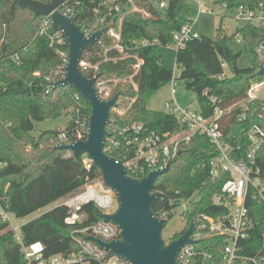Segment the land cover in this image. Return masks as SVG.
<instances>
[{
	"label": "trees",
	"instance_id": "1",
	"mask_svg": "<svg viewBox=\"0 0 264 264\" xmlns=\"http://www.w3.org/2000/svg\"><path fill=\"white\" fill-rule=\"evenodd\" d=\"M124 1V6L113 18L117 26L119 19L125 16L120 41L124 53L115 48L116 41L107 35L86 51L91 63L99 64L96 75L104 79L126 80L133 73L135 58L144 61L134 77L137 89L125 81L114 90V96L119 95V107H128L129 100L135 101L123 116L112 111L111 122L122 126L137 122L161 135L177 134L181 128L173 114L152 111L148 107L152 95L171 83L174 75L173 69L165 65L156 50L173 44L174 34L195 18L196 11L186 0H168L165 9L155 7L150 0H131L150 13L147 18L131 12L132 4ZM222 2H227L231 9L240 6L257 9L260 4L264 5V0ZM63 4L61 10L66 8V4L73 10V21L85 26L93 22V8L98 0H63ZM44 20L45 17H35L28 8H21L18 0H0V198L5 211L17 218L29 216L78 191L87 182L102 178L96 166L87 169L82 160L77 161L73 155L66 157L68 151L53 152L62 129L45 131L38 137L32 135L35 122L58 119L76 107L72 88L61 87L47 92L45 77L59 67L62 60L51 46L49 37L40 35ZM235 37L244 43V50L251 60L249 68H238L242 52L235 53L230 48L232 38L221 30L215 38L200 35L176 53L180 79L188 91L197 95L199 108L206 116L215 106L211 105L212 98L218 100L220 107L231 108L248 97L253 84L264 79V75L252 77L260 68L257 49L264 42V30L246 25L238 29ZM123 57L126 58L120 59ZM116 58L119 60L113 62L112 59ZM223 64L232 75L220 79L225 73ZM37 73L40 75L36 76ZM85 111L91 113L89 105ZM236 113L232 110L230 115ZM70 114L71 120L65 129L73 125V113ZM228 131L226 128V133ZM28 147L32 150L27 151ZM180 151L183 154L155 184L154 190L161 193L155 212L159 209L169 211L170 220L175 216L171 211L176 202L190 199L197 193L200 199L192 204V215L216 213L214 198L221 192L225 180L213 182L210 179V141L206 137L195 136L183 144ZM250 209L254 228L247 241L250 243L245 251L248 255L261 248L264 234L262 207L253 203ZM83 214L85 219L81 224L70 226L66 224L67 208L57 206L21 227L23 245L41 242L45 247V260L55 255L69 257L77 254L80 246L73 239V231L101 220L100 210L92 203L83 207ZM181 235L177 234L171 240ZM23 245L10 224L0 218V264H27ZM205 249L217 254V250ZM88 264L101 263L88 260Z\"/></svg>",
	"mask_w": 264,
	"mask_h": 264
},
{
	"label": "built area",
	"instance_id": "2",
	"mask_svg": "<svg viewBox=\"0 0 264 264\" xmlns=\"http://www.w3.org/2000/svg\"><path fill=\"white\" fill-rule=\"evenodd\" d=\"M128 2L132 4L131 12L150 17L147 10L139 8L131 0ZM124 3V0H98V4L93 8V22L80 26L85 36L89 37L97 31L111 26L104 36L113 38L116 41L115 48L123 54L124 49L120 45V41L122 21L125 16L119 19L117 26L113 18L114 14L124 6ZM63 5L60 6L59 11L73 19V10L65 4L66 8L62 11ZM167 6L168 1L161 0L159 7L165 9ZM222 7L231 9L227 2H222ZM233 9L236 10V20L245 21L247 25L264 30L263 4H260L257 9H249L245 6ZM209 13L216 14L213 9ZM190 21L174 34L173 44L177 51L185 48L190 41L200 37L195 28L196 19L192 18ZM40 35L49 37L51 46L55 48L62 60L61 65L45 77L47 92H49L51 89L53 90L54 83L66 78L69 47L62 32L51 24L50 17H45ZM257 53L259 66H264V42L258 47ZM107 60L108 58H106ZM118 60L119 58L112 59L113 62ZM135 60L136 62L132 66L133 73L126 80L104 79L98 76L96 88L103 100L112 99L114 90L124 81H130L137 89L134 77L144 65V61L138 58ZM222 66L226 70V65ZM80 68L88 77H97L99 64H92L85 51L80 61ZM90 73L93 75L89 76ZM226 76L224 73L220 79ZM174 80L173 75L172 85ZM263 87L264 79L252 85L248 97L244 101L228 109L217 105L218 100L212 98L211 105L215 106L208 116L204 115L200 108L198 110L183 109L178 106L175 100L168 102L166 104L167 112L176 117L181 128L177 134L161 135L137 122L125 126L111 122L107 127L105 152L111 157H113L112 154L116 155L114 158L123 163L128 175L133 178H142L153 171L164 169L177 158L180 147L189 143L195 136L206 137L210 141L212 146V151L209 154L210 179L213 182L225 180L221 192L214 198L217 212L214 214L200 212L192 215V204L197 203L200 199L197 193L190 199L176 202V206L171 211L172 214L176 215L177 210L182 209L187 217V224L182 234L187 231L192 222L195 224V229L191 234L193 242L181 248L177 258L178 264H264V234L262 235L261 248L252 255L245 253L250 246L247 241L254 228L251 204L254 203L262 207L264 218V91H261ZM72 89V98L76 105L70 110L73 113V125L70 129H62L55 141L57 145L86 140L89 135L90 114L85 111L86 105L89 104L77 90ZM255 92H259V94ZM175 93L176 91L172 87V94L175 95ZM207 94L208 92H205V95ZM134 101V99L129 100L128 107L121 108L118 100V107L113 108L112 111L123 116ZM232 110L237 111L234 116L230 115ZM233 118L234 120H232ZM226 128H229L227 133ZM72 155V152L68 151L66 157ZM82 162L87 169L94 165L87 155L82 156ZM1 166L2 164H0ZM196 197H198L197 200ZM89 203L94 204L103 214H112L118 206L115 192L105 186L102 178L89 181L84 187L64 198L63 206L68 210L66 224L70 226L81 224L85 219L83 207ZM155 213L167 224L169 211L159 209ZM0 218L4 222H8L11 227L8 213L2 207L1 198ZM11 229L19 243L23 245L21 232L19 233L18 228L11 227ZM119 234L117 226L101 219L92 226L73 231V239L79 244L80 251L72 256L55 255L45 260V247L41 242H34L28 246L23 245L22 250L27 264H88V260H95L101 264H131L125 259L112 256L105 249L99 248L95 243L86 239L87 236L92 235L110 242L119 239ZM205 247L217 250V254L207 251Z\"/></svg>",
	"mask_w": 264,
	"mask_h": 264
},
{
	"label": "water",
	"instance_id": "3",
	"mask_svg": "<svg viewBox=\"0 0 264 264\" xmlns=\"http://www.w3.org/2000/svg\"><path fill=\"white\" fill-rule=\"evenodd\" d=\"M21 8H28L35 17H50L53 27L59 29L68 42L69 63L66 78L53 84V90L61 87H72L77 90L91 108L89 135L86 140L71 144H60L53 148L56 151H71L77 161L87 155L102 174L106 187L111 188L117 197L118 206L112 214L100 213V218L118 227L119 239L106 242L99 237L89 235L92 241L112 256L127 260L131 264H178V254L183 246L192 243L191 234L195 229L192 222L187 231L178 239L167 242L163 231L166 221L156 216L155 206L161 193L154 190L158 178L167 174L172 164L156 170L142 178L128 175L121 161L105 152L107 127L111 123L112 109L118 107L119 95L103 100L96 88L97 77H88L80 68L83 53L91 49L110 29L107 26L86 37L80 25L59 11L63 0H50L42 3L38 0H18ZM264 75L261 66L252 77ZM183 154L178 152L177 157Z\"/></svg>",
	"mask_w": 264,
	"mask_h": 264
},
{
	"label": "rangeland",
	"instance_id": "4",
	"mask_svg": "<svg viewBox=\"0 0 264 264\" xmlns=\"http://www.w3.org/2000/svg\"><path fill=\"white\" fill-rule=\"evenodd\" d=\"M222 1L223 0H201V2H199V0H186V3L190 4L196 11V31L200 35L210 38H215L220 30L223 31L225 34L232 38L229 41L230 48L235 53L242 52V55L237 62L238 68H249L251 66V60L244 50V43L240 38L235 37L238 29L245 27L247 25V22L236 20V10L224 9L222 7ZM150 2L155 7H159L161 0H150ZM211 9H213L216 14L213 15L209 13ZM176 53L177 49L174 44H171L168 47L160 46L156 50V54L162 57L165 65L173 69L175 80L173 85L172 83H169L157 93L152 95L148 105L149 109L152 111L167 112L168 108L166 107V104L168 102H171L172 100H175L180 108H193L195 110L199 109L197 95L192 91H188L186 89L185 82L180 79L181 70L176 64ZM225 73L229 77L232 75V72L229 68L225 70ZM35 75L39 76L40 74L37 73ZM172 87H174L176 91L175 95L172 94ZM261 91H264V87L261 89ZM255 93L259 94V92ZM120 101L122 102L123 100ZM70 120V111H66L58 119H48L42 122H35L32 135L34 137H38L45 131L65 129ZM31 150L32 149H30V147L27 148V151ZM197 199L198 197H196V200ZM63 202L64 198L24 218H17L14 214L8 213V218L10 219V222L12 224L11 227L18 228L20 233L21 227L23 225L39 218L40 216L44 215L48 211H51L57 206L63 205ZM186 224L187 217L184 215L183 210H177V214L172 219L167 221L166 227L163 231L164 239L169 242L172 237L177 234H181L184 231Z\"/></svg>",
	"mask_w": 264,
	"mask_h": 264
},
{
	"label": "flooded vegetation",
	"instance_id": "5",
	"mask_svg": "<svg viewBox=\"0 0 264 264\" xmlns=\"http://www.w3.org/2000/svg\"><path fill=\"white\" fill-rule=\"evenodd\" d=\"M170 241H172V240H170ZM170 241H169V242H170Z\"/></svg>",
	"mask_w": 264,
	"mask_h": 264
}]
</instances>
